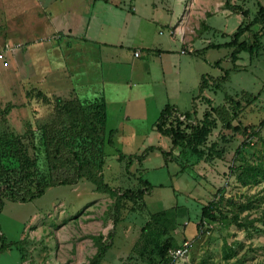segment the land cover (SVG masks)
<instances>
[{"label": "rangeland", "instance_id": "rangeland-1", "mask_svg": "<svg viewBox=\"0 0 264 264\" xmlns=\"http://www.w3.org/2000/svg\"><path fill=\"white\" fill-rule=\"evenodd\" d=\"M62 1L0 0V134L22 136L42 181L52 183L29 202L2 198L0 264H89L100 244L102 264H158L155 244L169 238L191 242L177 264H264V172L245 170L264 167V34L252 23L264 0H109L112 7L88 0L82 22L60 17ZM243 21L252 25L240 40L260 32V43L233 57L229 43ZM112 59L123 65L106 67ZM202 79L209 82L202 95L213 101L200 97ZM103 91L105 131L115 134L112 146L98 148L55 99L79 100L90 115ZM168 103L188 125L210 105L220 108L202 157L155 130ZM43 132L68 141L56 168ZM160 149L172 158L165 162ZM120 153L130 155L128 169ZM78 155L119 193L143 181L151 187L116 210L114 196L86 177L73 180ZM209 202L225 217L197 229ZM160 211L176 224L161 238V228L146 227Z\"/></svg>", "mask_w": 264, "mask_h": 264}, {"label": "trees", "instance_id": "trees-1", "mask_svg": "<svg viewBox=\"0 0 264 264\" xmlns=\"http://www.w3.org/2000/svg\"><path fill=\"white\" fill-rule=\"evenodd\" d=\"M243 18L247 17L245 10L239 9ZM258 18L254 19L252 23H260V29L263 30L264 34V8L259 7ZM244 24V21L238 26L235 32H233V40L229 43V46L234 47V52H232L233 57H235L237 52L250 50L251 52L258 47L260 43V32L252 33V41L250 43L242 42L240 38L244 33L251 29L250 24ZM204 79V77H203ZM200 82L199 91L202 92L204 89V83L206 81ZM209 101L208 99H206ZM210 102V101H209ZM56 107L65 110L69 114V121L72 125L80 124L82 126L83 132H85L86 137L89 139L93 147L98 146L101 148L104 145L112 146L114 131L106 132V103L104 96H100L94 99L89 105L93 107V112L87 115L82 103L79 100H68L63 101L61 98L55 99ZM220 109V108H219ZM217 107H212L210 105L209 111L204 114V118L197 125L185 124L183 120L180 119V112L174 108V106L169 103L164 106L161 110L157 122L154 124L155 130L163 136H167L173 147H180L185 150H190L192 154L198 158L204 155L201 146L204 144L206 136L210 134L213 125V116L218 112ZM185 119L190 117L189 112L181 113ZM229 125V124H228ZM190 126V127H189ZM190 131H189V128ZM254 133V132H253ZM6 136V135H5ZM4 136L0 134V202L2 198H6L17 202H29L36 198H39L45 192L47 186L51 185V181H42L39 169L37 167V162L35 158H32L28 152L27 147L24 145L22 136H11L10 138L3 139ZM41 139L44 142L45 153L48 157L49 166L51 168H56L55 160H58L66 151L65 149L69 146L68 141L54 139V137H48L43 134ZM155 147H149L148 151H153ZM264 150V142H263ZM160 152L165 159V162L172 158V151H164L160 149ZM122 158H126V168L130 167L131 158L130 155H125L120 153ZM75 164L74 172L76 178L86 177L95 187V190L99 192L108 193L116 198V210L122 204L123 200L137 201L141 199L143 195L150 189L151 185L148 181H143V188L125 189L121 193L114 190L107 183L97 177L95 172L93 173L92 162L87 158L84 161L79 159ZM139 159V158H138ZM249 172L251 177H254L256 172L263 171L264 167L261 163L254 165H248L245 169ZM67 179L62 180L66 182ZM217 209V204L214 202H209L206 206L202 207L201 218L197 224V229L201 228L202 221L208 218L212 221L224 218L225 216L220 213L215 214ZM234 219H238L237 216ZM154 226L156 228H161L160 232L158 230V236L165 235L169 230L174 229L176 224L174 220L167 217L165 211L156 212L150 215V220L147 222V226ZM170 228V229H169ZM146 229V228H145ZM2 236H0V239ZM161 238V237H160ZM179 246L176 244L172 238L155 244V255L157 257L158 264H165L167 261V251L169 248H174ZM6 249V244H0V251ZM107 247L103 244L99 245L98 254L89 261V264H102L101 260L104 257ZM151 261H154L151 259Z\"/></svg>", "mask_w": 264, "mask_h": 264}, {"label": "crops", "instance_id": "crops-1", "mask_svg": "<svg viewBox=\"0 0 264 264\" xmlns=\"http://www.w3.org/2000/svg\"><path fill=\"white\" fill-rule=\"evenodd\" d=\"M33 1H37V0H32V2ZM44 2H45V0H43ZM49 1V0H48ZM87 1L88 0H63L62 2H61V4H59V8H60V10H61V18L63 19V20H66V21H74V22H76L75 20H80V22H82L83 20H84V18L86 17V15L84 14V11H86V9H85V3H87ZM97 2L98 0H92V2ZM103 3H104V5H106L107 7L108 6H111V4H109V0H101ZM31 2V3H32ZM68 2H70V6L67 4ZM81 2V3H80ZM30 3V4H31ZM78 3H80V4H78ZM33 4V3H32ZM76 4H78V6H75ZM81 4H83L82 6H81ZM80 5V6H79ZM87 5V4H86ZM31 6V5H30ZM55 6V5H54ZM69 6V7H68ZM106 6H104V7H106ZM40 7V6H39ZM112 7V6H111ZM33 8H34V5H33ZM87 15H89L90 14V12H89V10H87ZM84 16V17H83ZM83 18V19H82ZM82 19V20H81ZM80 24V23H79ZM75 27H78L77 25H75ZM135 54V53H134ZM140 55V54H139ZM109 62V63H108ZM105 63H106V67L108 66V67H111L112 65H116L117 67H121L123 64H122V60H117V63H115L114 61H113V59L112 60H109V61H105ZM108 63V64H107ZM107 69V68H106ZM203 78V77H202ZM204 79H206V77H204ZM207 80V79H206ZM201 82V81H200ZM207 84H209V82L208 81H206L205 83H204V89L202 90V92H205L204 94H206V91L205 90H207L208 89V86H207ZM202 92H201V94H200V97H204V98H206V99H208V100H211L209 97H207L206 95H202ZM103 96H104V91H103ZM202 95V96H201ZM106 98V97H105ZM211 101H213V100H211ZM109 101L106 103V109H107V111H108V109H109ZM116 103H118V102H116ZM115 103V104H116ZM119 104H121V107H122V104H123V102H119ZM172 106H174V108L176 109V110H179L175 105H172Z\"/></svg>", "mask_w": 264, "mask_h": 264}, {"label": "built area", "instance_id": "built-area-1", "mask_svg": "<svg viewBox=\"0 0 264 264\" xmlns=\"http://www.w3.org/2000/svg\"><path fill=\"white\" fill-rule=\"evenodd\" d=\"M138 53H136L137 55ZM4 65H7V62L4 60ZM191 246L189 240H183L179 246L170 248L167 251V261L165 264H177L180 259H182L188 252Z\"/></svg>", "mask_w": 264, "mask_h": 264}]
</instances>
